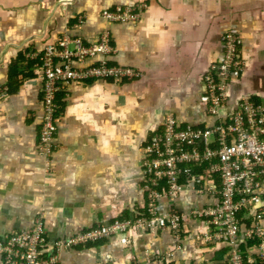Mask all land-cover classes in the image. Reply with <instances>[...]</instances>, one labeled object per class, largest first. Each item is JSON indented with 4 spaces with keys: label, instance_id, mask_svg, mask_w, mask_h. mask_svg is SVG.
Returning <instances> with one entry per match:
<instances>
[{
    "label": "crops",
    "instance_id": "1",
    "mask_svg": "<svg viewBox=\"0 0 264 264\" xmlns=\"http://www.w3.org/2000/svg\"><path fill=\"white\" fill-rule=\"evenodd\" d=\"M138 5L137 23L102 17L104 10ZM104 31L114 53L74 66L105 58L139 76L66 85L57 96L61 112L47 165L38 145L39 58L65 36L93 44ZM229 31L242 38L244 67L221 116L242 98L264 105V0H0V237L29 230L40 218L41 255H56L55 264H229L230 245L203 241L205 224L191 217L178 248L169 228L132 225L126 233L56 248L89 229L148 217L144 148L169 113L183 126L213 125L201 100L204 73L222 56ZM202 185L187 184L174 202L161 199L159 215L212 204L211 195L198 192ZM237 244L246 257L256 253L243 237Z\"/></svg>",
    "mask_w": 264,
    "mask_h": 264
},
{
    "label": "built area",
    "instance_id": "2",
    "mask_svg": "<svg viewBox=\"0 0 264 264\" xmlns=\"http://www.w3.org/2000/svg\"><path fill=\"white\" fill-rule=\"evenodd\" d=\"M143 5L104 10L102 17L113 23H137ZM223 54L204 73L206 93L201 97L208 113L215 119L205 128L181 125L176 117L166 115L162 128L144 148L142 170L147 185L148 217L89 229L56 243V248L85 244L117 232L126 233L128 227L169 228L177 248L187 217L201 219L205 224L202 240L230 245L229 264H264V105L251 98H242L237 107L220 115L231 98L230 86L241 76L244 67L242 38L235 31L222 38ZM114 53L110 33L104 31L97 42L86 44L81 38L63 37L47 45L39 68L43 75V118L39 133V150L47 165L52 162L57 120L61 112L58 94L66 85L88 80H131L136 71L105 58L87 66V59L106 57ZM201 169V172L195 170ZM182 180L184 182H182ZM203 182L199 193H207L212 204L186 213L170 208L167 215H159L161 199L176 201L187 184ZM243 237L252 243L254 256L244 255L238 241ZM128 243V233L121 238ZM46 243L40 218L29 230L13 231L0 237V256L3 264H55L56 255L43 258Z\"/></svg>",
    "mask_w": 264,
    "mask_h": 264
}]
</instances>
